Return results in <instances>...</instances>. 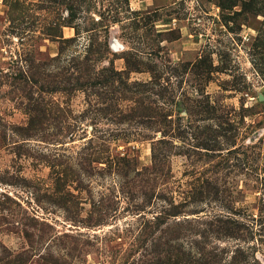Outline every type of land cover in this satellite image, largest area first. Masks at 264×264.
Instances as JSON below:
<instances>
[{"label": "rangeland", "instance_id": "1", "mask_svg": "<svg viewBox=\"0 0 264 264\" xmlns=\"http://www.w3.org/2000/svg\"><path fill=\"white\" fill-rule=\"evenodd\" d=\"M0 264H264V0H0Z\"/></svg>", "mask_w": 264, "mask_h": 264}]
</instances>
